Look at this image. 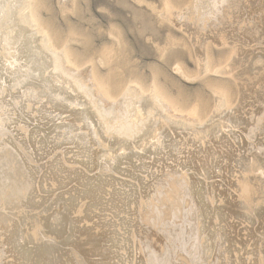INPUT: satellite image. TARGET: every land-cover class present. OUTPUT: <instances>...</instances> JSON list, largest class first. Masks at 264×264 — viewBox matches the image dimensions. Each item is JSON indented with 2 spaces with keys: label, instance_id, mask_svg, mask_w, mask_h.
Returning <instances> with one entry per match:
<instances>
[{
  "label": "bare ground",
  "instance_id": "bare-ground-1",
  "mask_svg": "<svg viewBox=\"0 0 264 264\" xmlns=\"http://www.w3.org/2000/svg\"><path fill=\"white\" fill-rule=\"evenodd\" d=\"M133 1L181 37L123 80L117 27L95 59L46 0H0V264H264V0Z\"/></svg>",
  "mask_w": 264,
  "mask_h": 264
},
{
  "label": "rangeland",
  "instance_id": "rangeland-1",
  "mask_svg": "<svg viewBox=\"0 0 264 264\" xmlns=\"http://www.w3.org/2000/svg\"><path fill=\"white\" fill-rule=\"evenodd\" d=\"M148 1L154 2L156 6L159 5V0ZM46 2L49 6L51 14L55 17V24L57 30L60 33V38L64 37L68 28L73 25L74 27L78 28L79 31L81 30L80 32L82 33H90V35L92 34L90 54L92 55L91 57L95 59L97 58V52H99L100 49L102 50V48L111 44V38L108 35V32L111 30V26H115L120 30L122 37L126 42V54L124 57H119L118 60L121 63L120 79L123 80H128L130 77V72H137L142 76H148L150 74L149 67L158 65V63H160L157 58L158 53L153 42L158 43L160 46H164L168 33H174L172 35L176 38L181 37V34L175 29L169 28V26L167 27L165 25L158 24L154 14H152L145 6H137L133 0H79L80 11L78 17L67 15L66 19L68 21H65V17L60 14L57 0H46ZM42 13L47 15V13L44 11H42ZM73 46L81 50L79 44H73ZM215 52H217V50ZM174 56H178V58H180L189 69L192 70L195 68L193 62L189 59V56L184 49L178 47L173 48L168 53V60H172ZM125 60L129 61V63L122 65V62H125ZM163 68L167 71V73H170V66L163 65ZM100 69L103 74L106 73V69L102 67ZM180 80L182 81V79ZM163 81L169 84V88L171 90L175 91V88L171 87L169 82L166 80ZM180 85H182L183 88H185V90L192 95L189 98V102L193 100L192 97L194 96V91L199 88V85L182 84V82ZM203 94L209 99V101L211 100V94L208 91L204 90ZM188 209H185V207L182 206L181 212L179 214L182 220L187 218L186 216L188 215ZM171 220L172 217H166L165 230L167 228L168 222ZM181 237L183 238V233L180 238ZM189 240L187 239V242H189ZM140 244V247L143 249V253V251L148 249V246L144 241H142ZM193 247L195 249L196 244L193 243ZM63 248L65 250L64 253L68 254V249L66 247ZM142 253L140 257H144V254ZM153 253L154 252L151 251L149 256L151 255L150 257H154V260L156 261L157 259L159 260L160 256V259L167 256V254L164 253L162 255ZM3 256L6 258L8 255L3 254ZM70 256L72 255L70 254ZM167 258H163L164 260L161 263H165ZM12 260L8 258L6 261L14 262V260Z\"/></svg>",
  "mask_w": 264,
  "mask_h": 264
}]
</instances>
